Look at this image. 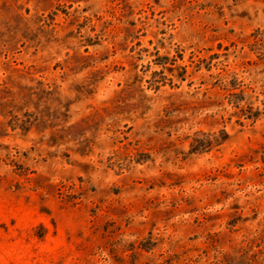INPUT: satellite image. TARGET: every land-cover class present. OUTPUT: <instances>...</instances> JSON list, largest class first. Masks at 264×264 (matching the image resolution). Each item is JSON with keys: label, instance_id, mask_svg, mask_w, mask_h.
<instances>
[{"label": "rangeland", "instance_id": "rangeland-1", "mask_svg": "<svg viewBox=\"0 0 264 264\" xmlns=\"http://www.w3.org/2000/svg\"><path fill=\"white\" fill-rule=\"evenodd\" d=\"M0 264H264V0H0Z\"/></svg>", "mask_w": 264, "mask_h": 264}, {"label": "trees", "instance_id": "trees-1", "mask_svg": "<svg viewBox=\"0 0 264 264\" xmlns=\"http://www.w3.org/2000/svg\"><path fill=\"white\" fill-rule=\"evenodd\" d=\"M22 128H25V127L22 126ZM223 133L224 134H223L222 138H225L227 134L225 132H223ZM191 147H192V149H197L196 146H194V144H191Z\"/></svg>", "mask_w": 264, "mask_h": 264}]
</instances>
